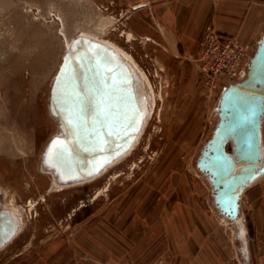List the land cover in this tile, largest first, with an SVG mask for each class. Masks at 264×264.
Instances as JSON below:
<instances>
[{
    "label": "rangeland",
    "instance_id": "obj_1",
    "mask_svg": "<svg viewBox=\"0 0 264 264\" xmlns=\"http://www.w3.org/2000/svg\"><path fill=\"white\" fill-rule=\"evenodd\" d=\"M162 1L0 0V207L21 213L0 264H264V199H250L251 185L241 195L244 253L238 229L215 207L212 184L197 167L223 88L203 83V33L187 40L174 34ZM83 33L131 54L151 106L125 156L93 180L52 188L40 167L58 130L51 91L69 44ZM262 180L264 174L256 182ZM164 212L167 224L168 213L190 217L219 249L177 247L169 225L163 231Z\"/></svg>",
    "mask_w": 264,
    "mask_h": 264
},
{
    "label": "water",
    "instance_id": "obj_2",
    "mask_svg": "<svg viewBox=\"0 0 264 264\" xmlns=\"http://www.w3.org/2000/svg\"><path fill=\"white\" fill-rule=\"evenodd\" d=\"M72 43L55 76L50 100L67 136H54L44 152V164L62 183L93 177L125 154L149 108L144 80L121 54L87 36ZM217 116L197 167L212 184L217 210L235 222L247 253L240 199L246 187L264 174V35L256 44L247 76L223 87ZM18 226L12 211L0 210V248Z\"/></svg>",
    "mask_w": 264,
    "mask_h": 264
},
{
    "label": "crops",
    "instance_id": "obj_3",
    "mask_svg": "<svg viewBox=\"0 0 264 264\" xmlns=\"http://www.w3.org/2000/svg\"><path fill=\"white\" fill-rule=\"evenodd\" d=\"M163 8L166 12L168 25L174 34L184 36V39H190L195 34L203 33L205 26L212 24L221 34L235 35L245 43L253 46L255 50L258 40L264 35V0H163ZM178 36V35H177ZM263 142H264V123H263ZM251 200L259 198L264 199V180L250 184ZM166 212V211H165ZM163 216L164 232L174 233L181 242L177 247L189 250H204L210 243L204 235L205 231L193 228L192 220L187 215H178L175 218L168 213V224ZM175 221V228L172 227L171 220ZM183 224L185 228L182 227ZM180 225V226H179ZM174 229H177L175 234ZM168 236V235H167ZM183 241L185 244L182 243ZM174 237V238H175ZM146 242L153 240L146 237ZM214 237H212V240ZM213 243V244H212ZM210 243L219 249L216 242ZM205 248V249H204ZM216 248V249H217ZM217 249V250H218Z\"/></svg>",
    "mask_w": 264,
    "mask_h": 264
},
{
    "label": "built area",
    "instance_id": "obj_4",
    "mask_svg": "<svg viewBox=\"0 0 264 264\" xmlns=\"http://www.w3.org/2000/svg\"><path fill=\"white\" fill-rule=\"evenodd\" d=\"M253 46L243 43L238 36L221 34L208 23L203 31L197 58L203 83L209 88L222 89L244 79L249 71ZM66 264H82L70 261Z\"/></svg>",
    "mask_w": 264,
    "mask_h": 264
},
{
    "label": "bare ground",
    "instance_id": "obj_5",
    "mask_svg": "<svg viewBox=\"0 0 264 264\" xmlns=\"http://www.w3.org/2000/svg\"><path fill=\"white\" fill-rule=\"evenodd\" d=\"M82 36H87V37H90V38H94V39H96V40H98L99 42H101V43H103V44H105L106 46H108V47H110L111 49H114L116 52H118L119 54H121L122 56H123V58H125L131 65H132V67L136 70V72L142 77V79L144 80V83H145V85H146V87H147V89H148V94H149V108H150V106H151V99H150V92H149V88H148V86H147V83H146V81H145V78H144V75L142 74V71L138 68V66L133 62V60L130 58V56L127 54V53H125L124 52V50H122L120 47H118L112 40H110V39H106V38H100V37H97V36H94V35H90V34H82ZM72 40V39H71ZM73 44V43H72ZM72 44L70 45L69 44V48H68V50L66 51V53L67 52H69L70 50H71V47H72ZM65 53V54H66ZM254 54V53H253ZM65 56V55H64ZM253 56V55H252ZM227 86V85H226ZM220 95H221V93H220ZM51 110V109H50ZM51 113L53 114V116L55 117V119L57 120V125H58V130H57V132L49 139V141L55 136H67V132L64 130V128H63V126H62V123H61V117L58 115V114H55L53 111H51ZM147 113H148V111H147ZM147 116V115H146ZM145 119H146V117L144 118V120H143V123L145 122ZM143 123H142V125H143ZM142 125H141V127H142ZM140 130H141V128H140ZM140 130H139V132H140ZM139 132H138V134H139ZM138 134L136 135V137H135V139H134V141L136 140V138L138 137ZM133 141V142H134ZM133 142H132V144H133ZM49 143V142H48ZM132 144H131V146L129 147V149L132 147ZM129 149H128V151H129ZM128 151H126V153L128 152ZM126 153L125 154H123V155H121V156H119V157H117L116 159H114L113 161H111L110 163H108L105 167H103L96 175H94L93 177H90V178H88V179H85V180H81V181H74V182H69V183H62V182H60L59 180H58V177H57V174H56V172H55V170L53 169V168H50V167H48V166H46L45 164H44V153L42 154V157H41V164H40V167H41V169L43 170V171H45L46 172V174L48 175V177H49V179H50V185H51V187L52 188H64V187H69V186H72V185H77V184H82V183H84V182H87V181H89V180H93V179H95L96 177H98L103 171H105L108 167H110V166H112L117 160H119V159H121L123 156H125L126 155ZM204 173V172H203ZM4 196V195H3ZM2 196V197H3ZM6 196V195H5ZM3 199V198H2ZM5 203H6V201H5ZM1 205V204H0ZM1 209H5V210H10V211H12L14 214H15V216L18 218V223L20 224V222H21V218H20V216H21V213L14 207V206H1L0 207V210ZM234 224H235V222L234 221H232ZM241 222L243 223V221L241 220ZM243 225H244V223H243ZM234 226V225H233ZM235 226H236V224H235ZM19 227V226H18ZM236 228H237V226H236ZM238 233V232H237ZM3 247V246H2Z\"/></svg>",
    "mask_w": 264,
    "mask_h": 264
},
{
    "label": "flooded vegetation",
    "instance_id": "obj_6",
    "mask_svg": "<svg viewBox=\"0 0 264 264\" xmlns=\"http://www.w3.org/2000/svg\"><path fill=\"white\" fill-rule=\"evenodd\" d=\"M114 42V41H113ZM115 43V42H114ZM116 44V43H115ZM118 47H120L122 50H124L125 53H127L130 57L131 54L129 52H127L122 46H120L119 44H116ZM36 142L38 141V139H34ZM30 186V185H29Z\"/></svg>",
    "mask_w": 264,
    "mask_h": 264
}]
</instances>
